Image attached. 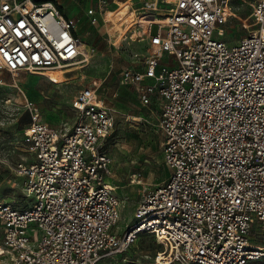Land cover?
I'll return each mask as SVG.
<instances>
[{
    "label": "built area",
    "instance_id": "2783aa9c",
    "mask_svg": "<svg viewBox=\"0 0 264 264\" xmlns=\"http://www.w3.org/2000/svg\"><path fill=\"white\" fill-rule=\"evenodd\" d=\"M110 4L99 0L98 10ZM151 9L162 16L147 27L151 49L134 52L120 81L144 106L156 100L170 176L145 192L134 224L117 235L121 199L107 147L114 110L99 88H85L71 105L73 128L63 132L27 99V156L15 173L29 200H0V257L11 264H98L142 233L164 247L157 264L264 257L250 243L253 224L264 233V0L252 6L255 30L232 44L218 27L235 14L229 0H157ZM98 10L88 11L93 24ZM84 56L77 20L55 0H0V72L50 79L48 71Z\"/></svg>",
    "mask_w": 264,
    "mask_h": 264
},
{
    "label": "rangeland",
    "instance_id": "374dc122",
    "mask_svg": "<svg viewBox=\"0 0 264 264\" xmlns=\"http://www.w3.org/2000/svg\"><path fill=\"white\" fill-rule=\"evenodd\" d=\"M127 1L113 2L107 14L97 9L98 21L93 24L84 16L88 9H96L98 0H55L77 20L87 52L79 63L51 70L61 73L64 77L61 82L27 71L17 75L6 70L0 72V200L22 205L29 200L23 191V178L15 173L16 165L27 156L22 151L23 129L30 122L26 100L38 107L42 119L50 126L69 132L75 122L72 102L88 87L99 88L101 98L116 115L114 133L107 147L113 158L111 181L121 199L120 220L114 227L117 235H123L134 224L135 210L145 192L170 176L171 170L163 159V134L157 121L142 106L135 89L120 82V72L131 64L134 52L149 49L146 16H155L154 21L162 16L148 10L151 0H133L129 8ZM229 1L235 14L218 27L224 30L222 39L232 44L252 33L257 24L251 13L255 0ZM143 7L145 10L138 11ZM159 7L165 5L160 1ZM133 10L139 14L131 16ZM161 11L164 14L166 10ZM151 32L156 34L158 27L154 25ZM250 243L264 251V233L256 223L250 232ZM163 248L155 235L142 233L129 247L98 264H157L155 257ZM0 264L11 262L0 257ZM249 264H264V257Z\"/></svg>",
    "mask_w": 264,
    "mask_h": 264
},
{
    "label": "crops",
    "instance_id": "0c3cea01",
    "mask_svg": "<svg viewBox=\"0 0 264 264\" xmlns=\"http://www.w3.org/2000/svg\"><path fill=\"white\" fill-rule=\"evenodd\" d=\"M123 2V1H126V0H110V2H111V4L113 3V2ZM137 1V0H136ZM156 4L157 3V1L156 0H151V2H150V5H148V10H150V11H153L152 9H151V5H153V4ZM111 4H110V6H111ZM98 7H99V0H98V4H97V7H95L96 9H98ZM159 7V6H158ZM145 7H143L142 9H138V11L139 10H145L144 9ZM62 9V8H61ZM90 9H93V8H90ZM90 9H88L87 10V12H86V14H85V18L87 17L89 20H90V16H89V14H88V11L90 10ZM63 10V9H62ZM63 12H65L67 15H69V16H72L71 14H69L67 11H65V10H63ZM144 12H146V11H142L141 13H144ZM154 12V11H153ZM147 13V12H146ZM155 14H156V12H154ZM107 14V13H106ZM105 14V15H106ZM157 15V14H156ZM148 38V37H147ZM148 40H149V49H151V44H150V39L148 38ZM148 49V50H149ZM147 51V50H146ZM129 66V65H128ZM127 67V66H126ZM125 68V67H124ZM121 82V81H120ZM123 86H125V85H123ZM127 87V86H126ZM128 87H131V86H128ZM132 88H134V87H132ZM135 89V88H134ZM135 91H136V89H135ZM137 92V91H136ZM137 96H138V94H137ZM138 98H139V96H138ZM139 101H140V99H139ZM140 103H141V101H140ZM142 104V103H141ZM142 106H144L143 104H142ZM144 107H146V108H148L149 109V112L151 113V116H153L154 118H155V120L157 121V124H158V116H159V106H158V104H157V102H156V100H153V102H152V104L151 105H149V106H144Z\"/></svg>",
    "mask_w": 264,
    "mask_h": 264
},
{
    "label": "bare ground",
    "instance_id": "6f19581e",
    "mask_svg": "<svg viewBox=\"0 0 264 264\" xmlns=\"http://www.w3.org/2000/svg\"><path fill=\"white\" fill-rule=\"evenodd\" d=\"M133 0H128L125 4H126V8H129L130 7V5H129V3L131 4V2H132ZM157 1V0H156ZM131 14V16H134V15H136V14H139V12H134V10L130 13ZM155 18V16L152 18L151 16H146V21H148L149 22V25H151V24H153L154 22H156V21H159V20H156V21H154L153 19ZM227 20H228V18H227ZM226 20V21H227ZM57 70H61V69H57ZM47 76L51 79V80H53V81H55V82H61L63 79H64V77L61 75V73H59V71H48L47 72Z\"/></svg>",
    "mask_w": 264,
    "mask_h": 264
}]
</instances>
